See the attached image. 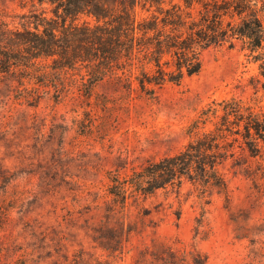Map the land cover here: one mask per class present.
Masks as SVG:
<instances>
[{
	"label": "trees",
	"instance_id": "1",
	"mask_svg": "<svg viewBox=\"0 0 264 264\" xmlns=\"http://www.w3.org/2000/svg\"><path fill=\"white\" fill-rule=\"evenodd\" d=\"M19 1L33 8L17 16L19 27L0 16V85L19 104L36 108L45 94H56L50 99L57 101L71 87L89 100L99 85L127 97L155 98L164 85L199 74L204 52L237 44L256 65L250 85L264 98V0ZM187 133L189 141L176 153L123 175V166L107 172L104 218L82 226L93 247L110 255L121 252L136 231L124 220L126 208L159 190L179 194L189 184L209 199L214 193L227 196L226 170L264 178L262 163L255 172L249 169L251 159L264 156L263 107L234 97L212 100ZM0 145L9 151L15 145L1 128ZM15 180L0 160V195L5 199L9 186H17ZM233 217L231 213L235 222ZM9 220V208L3 206L0 232ZM6 236L0 235V253L13 241H5ZM37 241L14 264H107L83 250L70 257L63 238L55 234L40 232ZM135 263L207 264V257L196 247L173 248L152 240L138 251Z\"/></svg>",
	"mask_w": 264,
	"mask_h": 264
},
{
	"label": "rangeland",
	"instance_id": "2",
	"mask_svg": "<svg viewBox=\"0 0 264 264\" xmlns=\"http://www.w3.org/2000/svg\"><path fill=\"white\" fill-rule=\"evenodd\" d=\"M31 4L0 0V16L19 27L17 16L33 9ZM247 54L240 44L212 48L203 53L199 74L164 85L151 99L99 85L86 100L71 87L57 101L50 99L56 94H45L32 108L17 103L12 92L6 96L0 85V128L15 144L10 151L0 145V160L16 175L17 185L9 186L7 199L0 195V210L9 208L10 219L0 235L13 240L0 253V264H14L23 250L37 246L40 232L62 237L70 257L83 250L107 264H136L138 251L152 240L196 247L207 264H264L260 173L248 177L242 170H226L227 196L203 199L185 184L179 194L159 190L128 205L124 220L136 231L112 255L93 247L82 229L104 218L107 172L123 166L121 174L130 173L182 149L188 126L207 103L234 97L264 108V98L250 85L257 67ZM260 163L264 156L251 159L249 169L257 171Z\"/></svg>",
	"mask_w": 264,
	"mask_h": 264
}]
</instances>
